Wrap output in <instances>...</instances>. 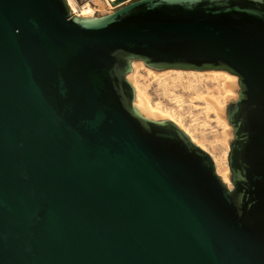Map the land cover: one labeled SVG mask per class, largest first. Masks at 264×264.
<instances>
[{
  "label": "water",
  "instance_id": "95a60500",
  "mask_svg": "<svg viewBox=\"0 0 264 264\" xmlns=\"http://www.w3.org/2000/svg\"><path fill=\"white\" fill-rule=\"evenodd\" d=\"M0 0V264H264V0ZM132 62L237 78L229 189Z\"/></svg>",
  "mask_w": 264,
  "mask_h": 264
},
{
  "label": "rangeland",
  "instance_id": "374dc122",
  "mask_svg": "<svg viewBox=\"0 0 264 264\" xmlns=\"http://www.w3.org/2000/svg\"><path fill=\"white\" fill-rule=\"evenodd\" d=\"M73 2L77 8L86 4L94 7L92 0H73ZM113 10L112 7L109 11H97L95 17L103 16ZM207 72L202 71L199 75L189 71L177 73L173 70H153L141 66L136 69L135 73H129L131 76L129 74L127 76L133 79L138 87L143 88L152 106L171 112L174 119L179 121L181 126L183 125V129L187 130L203 146V151L211 159L215 158L221 163L224 160L223 162L228 168L227 154L233 136L232 129L225 118V108L237 97L238 86L235 88V97L223 103V113L218 120L212 110L209 111L206 102H203L205 99L202 98L209 96L220 98L216 84ZM129 77L127 78L129 79ZM225 124L227 127L223 126ZM229 177L228 170L226 186L231 189Z\"/></svg>",
  "mask_w": 264,
  "mask_h": 264
},
{
  "label": "bare ground",
  "instance_id": "6f19581e",
  "mask_svg": "<svg viewBox=\"0 0 264 264\" xmlns=\"http://www.w3.org/2000/svg\"><path fill=\"white\" fill-rule=\"evenodd\" d=\"M66 4L70 10V13L79 18H96L95 12L97 11H109V9H112L113 6H111L110 2L114 0H92L94 7H91L90 5L86 4L81 8H77L73 0H65ZM143 66L142 63L136 62L131 63V70L129 73L133 74L135 73L136 69ZM174 72H181L179 70H173ZM184 72V71H182ZM190 73L194 74H201L200 72L195 71H189ZM149 73V72H148ZM209 75L211 76V80L215 82L217 93L219 94L220 98H214L212 96L209 97H202L205 99L203 101L207 106L209 107V111L212 110L214 116L220 120V116L223 113V103L227 100L235 97V88L238 86L237 84V78L233 75L228 74L227 72L223 71H208ZM154 74V73H153ZM130 75V74H129ZM208 75V76H209ZM131 76V75H130ZM129 77V76H127ZM154 77V76H153ZM178 78V77H177ZM180 78V77H179ZM206 78V77H205ZM128 79V78H127ZM129 83L133 87L134 90V98H133V106L136 108V110L143 115L146 118L149 119H159V120H169L173 124H175L183 133H185L190 141L198 146L201 150H203V146L194 138L187 130L183 129V125L179 123V121L175 120L171 112H167L166 110H163L157 106H152L149 102V98L147 97L146 93L144 92L143 88L138 87V85L135 84V81L133 79H128ZM140 85V84H139ZM201 98V97H200ZM202 99V100H203ZM204 104V105H205ZM206 107V106H205ZM224 127H227V125H223ZM224 158V157H223ZM222 158V159H223ZM213 164L215 166V173L216 175L221 179V181L225 184H228V168L225 165V163L222 161V163L215 158H212Z\"/></svg>",
  "mask_w": 264,
  "mask_h": 264
}]
</instances>
